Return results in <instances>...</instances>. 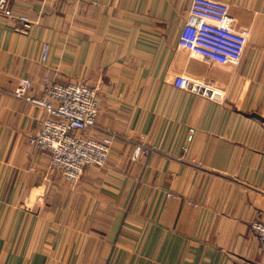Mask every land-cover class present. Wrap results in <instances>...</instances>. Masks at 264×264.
<instances>
[{
  "label": "crops",
  "instance_id": "obj_1",
  "mask_svg": "<svg viewBox=\"0 0 264 264\" xmlns=\"http://www.w3.org/2000/svg\"><path fill=\"white\" fill-rule=\"evenodd\" d=\"M215 6L250 30L237 66L177 45L189 15ZM12 7L34 23L22 34L0 17V264H264L250 229L264 217V0ZM44 76L94 87L89 135L114 134L76 183L30 142L43 112L13 96L20 78L41 96Z\"/></svg>",
  "mask_w": 264,
  "mask_h": 264
},
{
  "label": "built area",
  "instance_id": "obj_2",
  "mask_svg": "<svg viewBox=\"0 0 264 264\" xmlns=\"http://www.w3.org/2000/svg\"><path fill=\"white\" fill-rule=\"evenodd\" d=\"M215 7L218 9L211 7L192 12L181 28L177 45L215 66H237L247 46L250 30L239 26L225 7ZM0 17L14 22L15 30L22 34L28 33L34 23L26 15L14 13L12 0H0ZM49 48L44 44L43 59ZM41 81V96L29 93L33 84L28 78H20L13 96L43 112L36 121L39 133L30 142L50 154L52 169L59 171L65 180L76 183L86 166L103 167L106 164L114 134L103 130L100 138L89 135L91 130L97 129L98 101L94 87L77 81L59 83L48 76ZM189 86L193 87L191 82H186V87ZM193 133L194 130L190 129L188 141ZM143 152L138 147L136 155ZM250 229L264 249V217L253 221Z\"/></svg>",
  "mask_w": 264,
  "mask_h": 264
},
{
  "label": "rangeland",
  "instance_id": "obj_3",
  "mask_svg": "<svg viewBox=\"0 0 264 264\" xmlns=\"http://www.w3.org/2000/svg\"><path fill=\"white\" fill-rule=\"evenodd\" d=\"M225 10H226V12H229L228 8H225ZM199 59H200V58H199ZM201 60H202V59H201ZM203 61H204V60H203ZM205 64H207V65H209V66H210V65H211V66H212V65L215 66L214 64H212V63H210V62H206V61H205ZM222 67H226V66H222ZM222 67H221V68H222Z\"/></svg>",
  "mask_w": 264,
  "mask_h": 264
}]
</instances>
